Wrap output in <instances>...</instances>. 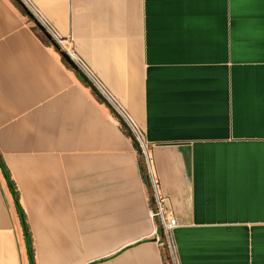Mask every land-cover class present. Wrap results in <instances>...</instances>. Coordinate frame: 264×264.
<instances>
[{"label":"crops","instance_id":"crops-1","mask_svg":"<svg viewBox=\"0 0 264 264\" xmlns=\"http://www.w3.org/2000/svg\"><path fill=\"white\" fill-rule=\"evenodd\" d=\"M21 1L127 123L154 194L110 108L0 0V156L35 264H264V0ZM0 264H29L1 170Z\"/></svg>","mask_w":264,"mask_h":264},{"label":"trees","instance_id":"trees-1","mask_svg":"<svg viewBox=\"0 0 264 264\" xmlns=\"http://www.w3.org/2000/svg\"><path fill=\"white\" fill-rule=\"evenodd\" d=\"M11 1L22 12V14L24 16H26L30 22L33 23L34 18L33 17L30 18L29 13H28V9L25 7V5H23L21 0H11ZM32 29L38 34L40 39L46 45H50V42L43 36V34L38 30V28L34 24L32 26ZM64 63H65V61H64ZM110 111L114 115V117L117 119L116 112L113 110V108L110 109ZM121 129L125 133V135L129 137L128 132L123 128L122 125H121ZM139 162H140V170H141L144 182L148 187H150V183H149V180L147 178L146 168L143 165L141 160H139ZM0 170H1L2 175H3V177L7 183L8 189L12 195L14 205H15L17 214L19 216V220H20V224L22 227L23 236H24V240H25V244H26V252H27V258H28L29 264H35V262H34V250H33V246H32L30 232H29L28 225L26 223L25 214L23 212V209H22L20 201H19L18 191H17L16 186H15V184H14V182L10 176L8 169L6 168L5 164L3 163L2 159H1V156H0ZM163 257H164L165 264H168L169 257H168L167 249L165 247L163 249Z\"/></svg>","mask_w":264,"mask_h":264},{"label":"water","instance_id":"water-1","mask_svg":"<svg viewBox=\"0 0 264 264\" xmlns=\"http://www.w3.org/2000/svg\"><path fill=\"white\" fill-rule=\"evenodd\" d=\"M24 5V4H23ZM30 18L34 16L29 12ZM33 24L38 28V30L43 34V36L52 44V46L59 52L61 57L64 59V61L71 67L73 68L82 78V80L90 87V89L94 92V94L99 98L100 101H102L104 104L108 106V108L112 109L111 105L106 101L105 97L90 83V81L78 70L74 62L58 47V45L52 40L51 36L44 30L42 25L34 18L33 19ZM114 110V109H113ZM117 119L119 120L120 124L123 126V128L128 132V135L132 142L134 143L137 153L140 156L143 165H145L144 157H143V151L138 144L135 136L133 135L132 131L128 127L127 123L124 122V120L116 113ZM147 173V171H146ZM148 178V175H147ZM151 198H152V203L154 204V194H153V189L150 186L149 187Z\"/></svg>","mask_w":264,"mask_h":264},{"label":"built area","instance_id":"built-area-1","mask_svg":"<svg viewBox=\"0 0 264 264\" xmlns=\"http://www.w3.org/2000/svg\"><path fill=\"white\" fill-rule=\"evenodd\" d=\"M22 2V1H21ZM23 3V2H22ZM24 4V3H23ZM25 5V4H24ZM25 7L29 10V12L34 16V14L32 13V11L25 5ZM34 18L37 20V18L34 16ZM42 27L44 28V30L51 36L52 40L58 45V47L74 62V64L76 65V58L74 55V52L70 49L67 48L66 45L64 44V40L58 38L53 32L52 30L49 28V26L43 24L42 22H40L39 20H37ZM99 91V90H98ZM100 92V91H99ZM101 93V92H100ZM103 95V94H102ZM156 203V210H152L150 212V215L152 217V219H155L156 217H158L159 219V223H160V227L162 229L163 232L166 233V235H168L169 233H171V231L176 228L178 226V222L174 217H165L164 212H163V207H162V201L159 198H156L155 200ZM152 234L156 237V239H158V227L154 226V229L152 231Z\"/></svg>","mask_w":264,"mask_h":264},{"label":"rangeland","instance_id":"rangeland-1","mask_svg":"<svg viewBox=\"0 0 264 264\" xmlns=\"http://www.w3.org/2000/svg\"><path fill=\"white\" fill-rule=\"evenodd\" d=\"M170 254V253H169ZM169 254H168V257H169ZM168 264H172V262H171V260L169 259V261H168Z\"/></svg>","mask_w":264,"mask_h":264}]
</instances>
